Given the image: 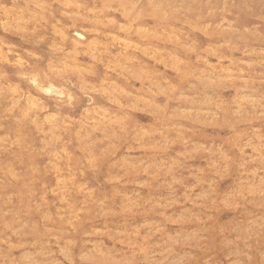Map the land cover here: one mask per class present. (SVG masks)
<instances>
[{"label": "rangeland", "instance_id": "rangeland-1", "mask_svg": "<svg viewBox=\"0 0 264 264\" xmlns=\"http://www.w3.org/2000/svg\"><path fill=\"white\" fill-rule=\"evenodd\" d=\"M0 264H264V0H0Z\"/></svg>", "mask_w": 264, "mask_h": 264}]
</instances>
